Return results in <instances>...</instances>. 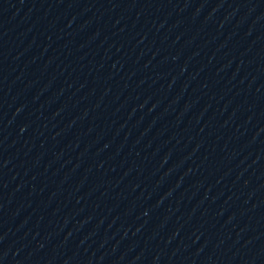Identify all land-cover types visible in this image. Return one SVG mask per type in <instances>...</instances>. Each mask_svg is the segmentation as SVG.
<instances>
[{
    "label": "water",
    "instance_id": "obj_1",
    "mask_svg": "<svg viewBox=\"0 0 264 264\" xmlns=\"http://www.w3.org/2000/svg\"><path fill=\"white\" fill-rule=\"evenodd\" d=\"M0 264H264V0H0Z\"/></svg>",
    "mask_w": 264,
    "mask_h": 264
}]
</instances>
